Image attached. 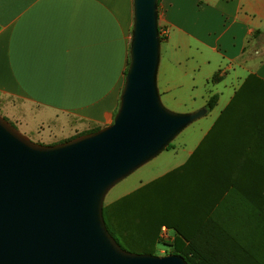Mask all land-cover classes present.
Instances as JSON below:
<instances>
[{
  "label": "crops",
  "instance_id": "obj_1",
  "mask_svg": "<svg viewBox=\"0 0 264 264\" xmlns=\"http://www.w3.org/2000/svg\"><path fill=\"white\" fill-rule=\"evenodd\" d=\"M133 23L134 0H0L1 113L45 145L111 125ZM159 27L168 108L194 112L218 95L223 111L250 75L264 81V0H159Z\"/></svg>",
  "mask_w": 264,
  "mask_h": 264
},
{
  "label": "water",
  "instance_id": "obj_2",
  "mask_svg": "<svg viewBox=\"0 0 264 264\" xmlns=\"http://www.w3.org/2000/svg\"><path fill=\"white\" fill-rule=\"evenodd\" d=\"M158 2L134 0L130 64L111 125L43 145L0 115V264H188L124 250L103 212L111 189L208 113L162 102Z\"/></svg>",
  "mask_w": 264,
  "mask_h": 264
},
{
  "label": "trees",
  "instance_id": "obj_3",
  "mask_svg": "<svg viewBox=\"0 0 264 264\" xmlns=\"http://www.w3.org/2000/svg\"><path fill=\"white\" fill-rule=\"evenodd\" d=\"M252 138L264 141V81L255 75L183 165L104 206L111 235L155 255L166 226L174 232L170 254L188 264H264V149L248 148Z\"/></svg>",
  "mask_w": 264,
  "mask_h": 264
},
{
  "label": "rangeland",
  "instance_id": "obj_4",
  "mask_svg": "<svg viewBox=\"0 0 264 264\" xmlns=\"http://www.w3.org/2000/svg\"><path fill=\"white\" fill-rule=\"evenodd\" d=\"M161 50H162V46H161ZM162 102L165 105L163 99ZM222 109L223 107L219 105L214 109L215 111L213 110V112L211 113L208 112L204 117L200 118L195 123L188 126L182 133H180L176 137V139L160 155H158L155 159H153L152 161H150L149 163H147L146 165L135 171L133 174H131L129 177H127L120 183H118L107 194L105 198V206H108L109 204L119 200L121 197L135 191L142 185L181 166L188 159L191 152H193V150L198 146L202 138L210 130L211 126L215 121V118L220 114ZM172 111L177 113H182L175 110ZM0 115L6 118L1 113V111H0ZM7 120L11 124H13L21 133H23L15 123L11 122L9 119ZM26 136L30 138L33 142L37 143L34 137H29L28 135ZM170 233H171L170 235L174 237V232L172 230L170 231ZM169 237L168 238L164 237V239L161 238L162 241L155 246V255L157 256L170 255L172 251V246L168 243L170 242ZM121 247L124 250L131 253L147 254V251L141 248L140 246L122 244Z\"/></svg>",
  "mask_w": 264,
  "mask_h": 264
},
{
  "label": "built area",
  "instance_id": "obj_5",
  "mask_svg": "<svg viewBox=\"0 0 264 264\" xmlns=\"http://www.w3.org/2000/svg\"><path fill=\"white\" fill-rule=\"evenodd\" d=\"M166 31L165 30H163L162 31V34H165L166 35ZM170 229L168 228V227H166V226H164V227H162V229H161V233H160V237L162 238V239H164V237H169V241H172V239L174 238V237H172L170 234Z\"/></svg>",
  "mask_w": 264,
  "mask_h": 264
}]
</instances>
